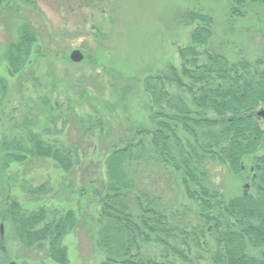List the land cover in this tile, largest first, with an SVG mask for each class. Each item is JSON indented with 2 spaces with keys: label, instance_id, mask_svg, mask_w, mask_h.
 <instances>
[{
  "label": "trees",
  "instance_id": "1",
  "mask_svg": "<svg viewBox=\"0 0 264 264\" xmlns=\"http://www.w3.org/2000/svg\"><path fill=\"white\" fill-rule=\"evenodd\" d=\"M231 3V16L242 15L246 5L264 6V0ZM3 5L10 2L0 0ZM185 19L196 26L190 44L179 49L180 67L168 65L166 72L145 81L149 126L139 125L120 138L107 133L108 139L103 122L87 126L88 132L99 127L104 138L103 197L95 220V247L103 254L99 264H264V127L258 113L264 106V57L231 62L209 48L210 14L191 11ZM31 32L23 25L18 41L7 47L4 58L15 76L34 63ZM3 88L8 91L7 84ZM4 101L0 99V108ZM43 101L44 120L55 123L56 108L51 99ZM33 122L29 109L12 126L24 128L26 135L10 143L6 136L0 141V264H18L7 248L9 228L23 247L44 252L56 264H68L63 240L80 224L79 208H28L10 196L6 171L11 163L25 167L34 158L51 159L68 173L80 160L77 148H71L73 155L64 153L44 138L51 135L50 129L34 132ZM149 159L178 175L185 196L196 207V225H173L156 197L138 191L135 164ZM214 163L248 187L227 197L209 168ZM25 177L22 174L25 194L51 193L48 183L34 188ZM2 223L7 228L4 236ZM147 245L163 249L151 257L144 253Z\"/></svg>",
  "mask_w": 264,
  "mask_h": 264
},
{
  "label": "rangeland",
  "instance_id": "2",
  "mask_svg": "<svg viewBox=\"0 0 264 264\" xmlns=\"http://www.w3.org/2000/svg\"><path fill=\"white\" fill-rule=\"evenodd\" d=\"M5 1L10 5L0 7V78L8 91L4 108H0V141L6 136L10 143L19 134L26 135L24 128L16 130L12 126L18 125L31 109L32 130L50 129L51 135L44 138L66 154L73 155L71 148H77L80 159L68 173L51 159L34 158L25 162V167L11 163L6 171L10 196L28 208H79L80 224L63 240L68 264H99L103 254L95 247V220L103 197L104 138L99 127L88 132L87 126L96 125L97 120L103 122L105 139L107 133L120 138L139 125L149 126L151 112L146 106L150 97L145 93V81L166 72L170 65L180 67L179 49L190 44L196 26L185 19L191 11L213 17L211 51L227 56L231 62L263 58L264 6L246 5L242 15L231 16V0ZM25 24L34 37V63L15 76L4 57ZM74 50L84 54L81 63L70 59ZM44 99H51L56 108L55 123L44 120ZM260 112L264 113V106L258 108L264 127ZM3 114L11 121H5ZM94 148L95 154H91ZM138 163L134 172L138 191L156 197L173 225H196V207L185 196L173 169L151 159ZM209 168L227 197L244 191L246 182L233 178L226 168L216 163ZM22 174L34 188L48 183L51 193L45 197L25 194ZM90 179L96 180L95 184H88ZM7 237L9 254L16 263L56 264L44 252L23 247L12 228ZM156 249L147 245L144 253L155 257L163 248ZM178 263L183 264L180 260Z\"/></svg>",
  "mask_w": 264,
  "mask_h": 264
},
{
  "label": "water",
  "instance_id": "3",
  "mask_svg": "<svg viewBox=\"0 0 264 264\" xmlns=\"http://www.w3.org/2000/svg\"><path fill=\"white\" fill-rule=\"evenodd\" d=\"M84 58H85V56L80 50H74L70 55V59L75 63H81L84 60ZM260 114L264 115L263 112H260ZM247 187H248V185L245 186V188H247ZM1 234H2V236H4V234H5V226L3 223L1 224Z\"/></svg>",
  "mask_w": 264,
  "mask_h": 264
},
{
  "label": "flooded vegetation",
  "instance_id": "4",
  "mask_svg": "<svg viewBox=\"0 0 264 264\" xmlns=\"http://www.w3.org/2000/svg\"><path fill=\"white\" fill-rule=\"evenodd\" d=\"M2 81V82H1ZM6 84L5 81H3L1 78H0V99H7L6 97V94H5V90H4V85ZM5 102V101H4ZM1 108H4V105L1 106Z\"/></svg>",
  "mask_w": 264,
  "mask_h": 264
}]
</instances>
